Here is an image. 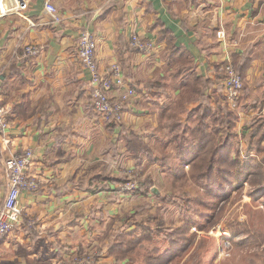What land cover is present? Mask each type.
Instances as JSON below:
<instances>
[{
	"label": "crops",
	"instance_id": "crops-1",
	"mask_svg": "<svg viewBox=\"0 0 264 264\" xmlns=\"http://www.w3.org/2000/svg\"><path fill=\"white\" fill-rule=\"evenodd\" d=\"M53 1L62 22L51 20L44 0L26 11L34 24L0 16V100L9 122L0 133V208L12 153L33 149L30 173L39 181L20 194L22 217L0 238V264H55L73 254L85 264H185L217 224L219 236L231 225L255 251L245 264H264V222L219 215L213 223L207 212L244 184L253 190L250 176L264 183V0ZM84 31L96 38L98 71L108 75L119 63L136 88L118 122L92 107L95 83L79 52ZM134 33L153 49L134 46ZM29 43L40 51L27 53ZM228 62L244 78L237 108L225 94ZM111 96L121 101L117 87ZM228 156L244 163L234 184L221 180ZM126 176L137 177L134 191L121 188ZM181 186L187 201L178 206Z\"/></svg>",
	"mask_w": 264,
	"mask_h": 264
},
{
	"label": "built area",
	"instance_id": "built-area-1",
	"mask_svg": "<svg viewBox=\"0 0 264 264\" xmlns=\"http://www.w3.org/2000/svg\"><path fill=\"white\" fill-rule=\"evenodd\" d=\"M33 0H0V16L8 14H19L27 17L26 11L32 6ZM44 9L51 16L53 22L64 20L58 6L53 0H44ZM31 24L35 21L28 18ZM218 35H223L222 31ZM132 44L140 50L150 51L154 43L148 39H143L137 33L132 35ZM97 41L95 36L89 31H84L79 37V52L81 60L86 68L92 72V80L95 83L91 93V104L93 109L107 121L118 122L123 116V103L129 97L136 94V88L127 82L121 74L119 63H113L110 67V74H101L96 64ZM25 51L29 54H37L40 47L36 43H29L25 46ZM225 94L229 104L233 108L238 107V101L244 89V78L236 69L232 62L224 66ZM120 91L121 101L115 102L111 96L114 88ZM7 110L0 100V133L8 127ZM34 161V151L30 147H25L18 152L12 153L5 161V168L8 177V192L0 208V238L11 233L22 217V207L20 205V194L23 190L35 191L39 187L38 178L30 173V168ZM137 187V180L132 179L121 184L124 190H133ZM221 228V227H220ZM226 246L230 241L226 239ZM67 264V263H66Z\"/></svg>",
	"mask_w": 264,
	"mask_h": 264
},
{
	"label": "rangeland",
	"instance_id": "rangeland-1",
	"mask_svg": "<svg viewBox=\"0 0 264 264\" xmlns=\"http://www.w3.org/2000/svg\"><path fill=\"white\" fill-rule=\"evenodd\" d=\"M261 180L262 179L260 178V175L255 174L253 176H250L249 182L251 183V185H256L253 190L251 189V187H248L247 184H244L243 187H240L237 190L235 189L233 192L230 191L229 196L226 199H220L218 206L216 207V209L214 208L215 210L212 209L207 211L210 214H213L211 217V222L218 223L219 215H221V218L229 219V221H231L230 219L234 220L235 218L238 220L249 219V221H252V225L257 224L259 228H262L264 222V183L260 188L259 184H261ZM161 181L162 182L160 183L163 187L167 188L171 185L170 178H167L165 174L162 175ZM187 185L188 183L186 184V186ZM183 188L185 187H180V193L177 194V198L175 200V203L178 206H180L181 201H187V194L182 192ZM249 191H251L250 194L252 192H256V194L252 193L253 195H250ZM196 208L197 209L195 210V215H202L201 211H203V208L201 206L199 208ZM172 210L179 211L176 206L175 208L172 207ZM183 210H186V208L183 207ZM231 227L232 226L228 224L221 225L220 236L218 224L206 231V234H204V236H206L204 238V241L202 242V244H198V247L193 253L194 255L192 254L193 257L191 255L188 263L184 261L185 264H245V262L249 260V258L255 253V251L251 247L245 248L246 243H242V241H240L241 239L237 240L234 236H232L233 233H236L238 231H231ZM217 237L221 238L219 242L215 239ZM226 239L230 241L229 246L225 245ZM210 245L211 254H209L208 257L205 258L203 256V253L207 251V248H209ZM86 261L87 259L82 258L80 254H73L68 258L56 261L55 264H85Z\"/></svg>",
	"mask_w": 264,
	"mask_h": 264
},
{
	"label": "trees",
	"instance_id": "trees-1",
	"mask_svg": "<svg viewBox=\"0 0 264 264\" xmlns=\"http://www.w3.org/2000/svg\"><path fill=\"white\" fill-rule=\"evenodd\" d=\"M238 71L242 74V72L238 69ZM243 76V74H242ZM236 113L234 110L228 108V116H229V120L231 121H235L236 120ZM228 155H229V152H228ZM204 163V161L200 160L198 161V164H200V167H202V164ZM239 160H235L233 159L231 156H228L227 158V167H226V173L222 176V179L223 181H225L226 183H231V184H234L235 182H238L240 181L241 179H243L245 176L244 174L243 175H240L239 174ZM241 168L244 167V163L241 164L240 166ZM234 168H236V171H234ZM132 179H135V180H138L137 177H124L122 180H121V184L126 182V181H129V180H132ZM212 180V178H210ZM213 181V180H212ZM138 182V181H137ZM214 183V181H213ZM136 189V188H135ZM135 189H133L132 191H134ZM201 216V215H200Z\"/></svg>",
	"mask_w": 264,
	"mask_h": 264
}]
</instances>
